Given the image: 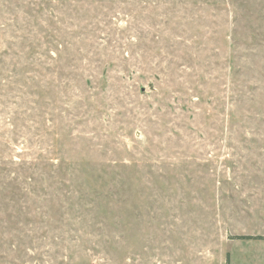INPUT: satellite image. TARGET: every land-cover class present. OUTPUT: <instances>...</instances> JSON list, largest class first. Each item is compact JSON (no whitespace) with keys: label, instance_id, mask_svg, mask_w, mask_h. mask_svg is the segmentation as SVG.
I'll return each mask as SVG.
<instances>
[{"label":"rangeland","instance_id":"374dc122","mask_svg":"<svg viewBox=\"0 0 264 264\" xmlns=\"http://www.w3.org/2000/svg\"><path fill=\"white\" fill-rule=\"evenodd\" d=\"M0 264H264V0H0Z\"/></svg>","mask_w":264,"mask_h":264},{"label":"trees","instance_id":"16d2710c","mask_svg":"<svg viewBox=\"0 0 264 264\" xmlns=\"http://www.w3.org/2000/svg\"><path fill=\"white\" fill-rule=\"evenodd\" d=\"M239 239H252V237H240ZM256 239H263V238L257 237Z\"/></svg>","mask_w":264,"mask_h":264}]
</instances>
